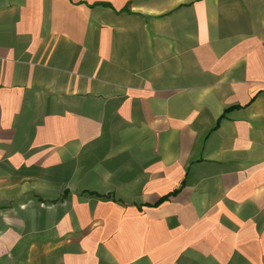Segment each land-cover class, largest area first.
Instances as JSON below:
<instances>
[{"label":"crops","instance_id":"obj_1","mask_svg":"<svg viewBox=\"0 0 264 264\" xmlns=\"http://www.w3.org/2000/svg\"><path fill=\"white\" fill-rule=\"evenodd\" d=\"M0 264H264V0H0Z\"/></svg>","mask_w":264,"mask_h":264}]
</instances>
